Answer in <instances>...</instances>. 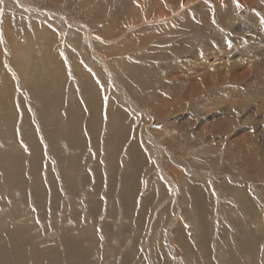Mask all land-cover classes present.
Masks as SVG:
<instances>
[{
	"label": "rangeland",
	"instance_id": "rangeland-1",
	"mask_svg": "<svg viewBox=\"0 0 264 264\" xmlns=\"http://www.w3.org/2000/svg\"><path fill=\"white\" fill-rule=\"evenodd\" d=\"M0 88V156L24 171L22 191L0 183V226L28 253L264 264V0H0ZM42 88L63 93L53 114ZM73 102L84 145L54 147Z\"/></svg>",
	"mask_w": 264,
	"mask_h": 264
},
{
	"label": "bare ground",
	"instance_id": "bare-ground-1",
	"mask_svg": "<svg viewBox=\"0 0 264 264\" xmlns=\"http://www.w3.org/2000/svg\"><path fill=\"white\" fill-rule=\"evenodd\" d=\"M143 8V7H142ZM158 17V16H157ZM167 17V16H166ZM51 56V60H52V62H54L57 66H58V68L61 70V61H60V58L57 56V54H52V55H50ZM49 57V56H48ZM23 59V58H22ZM10 60V59H9ZM26 60V59H25ZM48 60V59H47ZM16 62V61H15ZM20 62V61H19ZM23 62V61H22ZM13 63V62H12ZM21 64V63H20ZM52 65V64H51ZM13 66V65H12ZM15 66V65H14ZM17 66V65H16ZM15 66V67H16ZM54 66V65H53ZM29 69V68H28ZM27 69V70H28ZM58 69V71L57 72H55V74L57 75V74H59V72H60V70ZM78 69V68H77ZM52 70V69H51ZM63 71V70H62ZM19 74H20V81H22V84L24 83L23 81L25 80L24 79V73L22 74L21 72H19V71H17ZM54 72V71H53ZM34 73H35V71H34ZM33 73V74H34ZM26 74V73H25ZM48 74H50V72L48 73ZM54 74V75H55ZM38 75V74H37ZM36 75V76H37ZM55 75V76H56ZM42 77V76H41ZM47 78V77H46ZM46 78H44V79H46ZM53 78H55V77H53ZM24 79V80H23ZM44 79H42V80H44ZM41 80V79H40ZM50 82H51V80H50ZM63 82V81H62ZM45 83V82H44ZM58 84V83H57ZM61 84V83H60ZM54 84H52V86H53ZM63 85V84H62ZM26 86V85H25ZM34 86V85H33ZM41 86V85H40ZM50 86V85H49ZM55 86V85H54ZM57 86V85H56ZM51 87V86H50ZM35 87H33V88H30V92H31V95L33 96V95H35V92L33 91V89H34ZM54 88V87H53ZM63 88V87H62ZM0 89H2V88H0ZM7 89V88H6ZM10 89V88H9ZM35 89H38V88H35ZM55 89H57V88H55ZM12 90V89H11ZM44 90H46V91H44ZM10 91V90H9ZM49 91V92H48ZM50 91L51 90H48L47 88L45 89H41L40 91H38V95H36L37 97H35V98H37V99H40V98H42L43 100H48V102H49V104H48V109H50V111H48V113H49V115H50V113L51 114H53V111L54 110H52L53 109V107H57V105H58V107L57 108H59L60 107V104H61V96H62V94H61V96L60 95H51V93H50ZM54 91V90H53ZM57 91V90H56ZM61 91V90H60ZM3 92H6L5 90H3ZM11 92V91H10ZM10 92H8L9 94H11ZM9 94H8V96H9ZM43 94V95H42ZM6 99V98H5ZM4 99V100H5ZM10 100V99H9ZM45 100V101H46ZM6 101V100H5ZM5 101H2V102H4L5 103ZM41 101V100H40ZM41 102H43V101H41ZM40 102V103H41ZM96 101H95V95L93 94V93H89L88 92V98H87V101H86V103H84V108H83V105H76L74 102L73 103H67L66 104V106L65 107H63L62 109H63V111H64V109H66L65 110V122L64 123H61L62 125H61V127L59 128L60 129V131H59V129H57V130H55L54 132H53V134H54V136H51V141H52V143H53V145H54V147L56 146V144L54 143V140H55V142H57V140L59 139V137L60 138H64V139H66V137H68L69 138V141L67 140V141H64L63 140V142H64V147H67L68 149H70V148H74V149H76V146H78V148L79 149H81V147H82V145H84V144H82L83 143V141L81 140L82 138H83V135H82V131H83V126L82 127H80L79 126V123H80V120H81V112H82V110L81 109H84V110H90V111H92V113H93V119H91L90 120V122L91 123H89V124H91V125H97L98 124V119L97 118H94V117H96V116H99L98 115V111L97 110H99V108H97V105H96V103H95ZM3 103V104H4ZM8 104V103H7ZM5 105V106H8V105ZM12 104V103H11ZM13 106V105H12ZM12 106H11V108H12ZM110 107H111V105L109 106V109H110ZM42 109V108H41ZM44 109H45V106H44ZM52 110V111H51ZM41 111V110H40ZM1 112V111H0ZM1 114V113H0ZM6 114V113H5ZM46 114V113H45ZM56 115H58V114H56ZM1 116H3V114H1L0 115V118H1ZM11 116H14V115H11ZM10 116V117H11ZM44 116V115H43ZM62 118H63V116H61ZM100 117V116H99ZM14 118H15V116H14ZM51 118V117H50ZM54 118V117H53ZM57 118V117H56ZM7 119V118H6ZM43 119V118H42ZM45 119V118H44ZM54 120H56V119H54ZM1 121H3V120H1ZM10 121V120H9ZM43 121H45V120H43ZM42 121V122H43ZM54 122V121H53ZM10 123H11V121H10ZM52 124V123H51ZM56 124V123H55ZM7 125H8V123H7ZM53 126V125H52ZM60 126V125H59ZM0 127H2L1 125H0ZM55 127V126H54ZM53 127V128H54ZM110 127V126H109ZM3 128V127H2ZM7 128V127H6ZM64 128H67V130H65ZM65 130V131H64ZM94 130V129H93ZM114 132V131H113ZM117 133H118V131H117ZM124 133V132H123ZM6 135V134H5ZM122 135H124V134H122ZM1 136V135H0ZM7 136V135H6ZM113 136H115V138H116V135H114L113 134ZM25 137H26V135H25ZM33 138V136H31L30 137V140H29V142H31L30 143V145H31V148L33 147L35 150L34 151H32V162L31 163H33V158H35L36 156H37V154H38V152H39V149H40V147H38V143L37 142H32V139ZM26 139L28 140L29 139V135L27 134V137H26ZM115 141V140H114ZM72 144H71V143ZM136 147V146H135ZM10 150V149H9ZM17 151V150H16ZM4 152V151H3ZM10 152H11V150H10ZM9 152V153H10ZM20 152V151H19ZM138 152V151H137ZM2 154V153H1ZM0 154V155H1ZM5 154V153H4ZM111 154V153H110ZM7 155V154H6ZM21 155V154H20ZM39 155V154H38ZM132 155V154H131ZM8 156V155H7ZM14 156V155H13ZM18 156H19V154H18ZM29 156V155H28ZM133 157H134V160L135 159H138L139 158V156H140V153L139 154H135V155H132ZM22 157H25V156H22ZM131 157V156H130ZM19 158V157H18ZM37 158V157H36ZM110 158H111V156H110ZM19 159H21V158H19ZM24 159V158H23ZM22 159V160H23ZM38 159V158H37ZM36 159V160H37ZM111 160V159H110ZM39 161V160H38ZM75 161H77V160H75ZM61 162H63V161H61ZM22 162H20L19 163V161L17 162V156H16V158H10L9 160L8 159H5V158H2L1 156H0V183L1 184H3V182L4 181H7L8 183H9V186H12V187H14V188H17L18 189V191H22V189H23V185H24V182H23V178H22V176H23V173H24V171H23V169L20 167V165L19 164H21ZM65 164V163H64ZM63 165V164H62ZM32 167V166H31ZM33 169V168H32ZM31 169V170H32ZM30 170V171H31ZM51 176V175H50ZM5 177L7 178V180H5ZM32 177L34 178V180H32L31 181V178L29 177V179H30V181H29V183L27 184V193H28V195H29V197L32 199V200H36V196L34 197V195H35V191H34V189H33V187H32V184L34 185V187H35V189H36V195H48V191L46 192V194L44 193V185H43V179H40L39 178V174H38V172H37V169L36 170H34V172H33V175H32ZM46 178V177H45ZM51 178V177H50ZM53 182V181H52ZM0 184V185H1ZM54 184L52 183V186H53ZM47 188V187H46ZM37 189H39V192H37ZM48 189V188H47ZM48 190H50V189H48ZM54 201V203H55V200H53ZM1 228H3L2 230H1V232H0V241H1V245H0V264H68V261H65L66 260V257H68V252H70L71 253V255L72 254H75L76 253V256H77V252L72 248V245L70 244V243H68V242H64V243H60V246H59V248H57L58 250L57 251H52V252H49L47 255L46 254H44V255H46V256H43V253H41L40 251L39 252H36V253H32V251L31 252H27V250H26V246L24 245V244H20V245H18V242H17V236L19 235V233L21 232L22 233V231H24V228H19V226H15V228H16V232L15 231H13V232H9L8 231V227H6L5 225H2V226H0ZM28 240H31V238L28 236ZM2 242H3V244H2ZM59 244V243H58ZM84 244V243H83ZM16 249H18L19 250V253H20V255H21V260H19V261H15V260H12V259H10L8 256L10 255V256H12L13 255V253H15V251H16ZM15 250V251H14ZM32 250V249H31ZM27 254H28V257H27ZM33 256H35L36 257V260L34 259V261H31V259L30 258H32ZM79 257V256H78ZM81 257V256H80ZM79 257V258H80Z\"/></svg>",
	"mask_w": 264,
	"mask_h": 264
}]
</instances>
